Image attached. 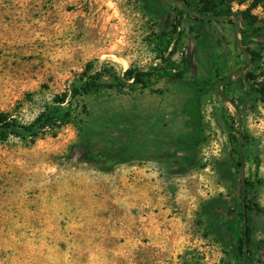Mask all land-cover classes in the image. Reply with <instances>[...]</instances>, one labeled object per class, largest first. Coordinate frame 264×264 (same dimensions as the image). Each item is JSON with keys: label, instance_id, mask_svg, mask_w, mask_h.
<instances>
[{"label": "rangeland", "instance_id": "obj_1", "mask_svg": "<svg viewBox=\"0 0 264 264\" xmlns=\"http://www.w3.org/2000/svg\"><path fill=\"white\" fill-rule=\"evenodd\" d=\"M228 3L239 20L209 37L183 20L182 78L119 88L112 75L162 64L173 14L160 0H0V111L26 123L67 91L72 117L33 143L0 142V264H236L213 211L232 207L241 177L230 131L245 145L243 176L264 181V102L230 88L245 67L240 18L264 27V0ZM251 47L264 85V41ZM88 63L103 86L73 96ZM254 193L264 208V183ZM252 218L264 238V213Z\"/></svg>", "mask_w": 264, "mask_h": 264}, {"label": "trees", "instance_id": "obj_2", "mask_svg": "<svg viewBox=\"0 0 264 264\" xmlns=\"http://www.w3.org/2000/svg\"><path fill=\"white\" fill-rule=\"evenodd\" d=\"M159 12L173 14L172 28L161 35L157 43L158 58L161 66L155 72H145L141 69L129 67L119 75H112L114 86L124 88L126 86L147 87L151 76L182 78L183 73L172 56L181 47L182 31L180 26L187 18L193 26L196 40L209 37V27L220 22L232 23L231 16L237 21L238 16L233 15L229 9L228 0H174L167 4L160 0ZM152 9V8H151ZM238 33L239 48L245 53V67L239 77L232 79L230 88L237 94L255 93L264 102V85L256 83L257 75L255 65L260 60V54L251 47L257 39L264 41V27L258 25L250 16L242 17ZM92 65L88 63L85 70L70 84V94L88 95L99 91L103 86L93 74ZM103 75V74H99ZM104 75L110 76L109 73ZM229 85V84H228ZM68 92L57 95L52 103L46 105L33 120L22 122L19 115L13 112L0 111V142L8 140L10 136L18 138L26 144L33 143L45 133L54 132L62 124L71 121L70 109H61L65 103ZM233 102V99H228ZM85 107L82 105V109ZM230 131L231 158L237 167L241 177L235 183L232 197V207L214 209L215 223L221 233L223 243L228 247L236 264H264V238L254 237V224L252 214L264 213V208L255 200L254 190L264 181L259 178L243 176L245 155L243 145L237 135ZM245 138L247 136L245 135ZM89 155L92 153L88 151ZM116 163L115 159H106L104 166L109 167Z\"/></svg>", "mask_w": 264, "mask_h": 264}]
</instances>
